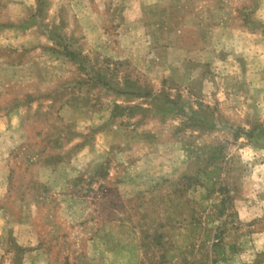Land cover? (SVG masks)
<instances>
[{"label": "rangeland", "instance_id": "374dc122", "mask_svg": "<svg viewBox=\"0 0 264 264\" xmlns=\"http://www.w3.org/2000/svg\"><path fill=\"white\" fill-rule=\"evenodd\" d=\"M0 264H264V0H0Z\"/></svg>", "mask_w": 264, "mask_h": 264}]
</instances>
